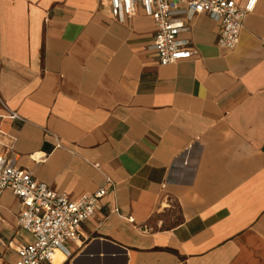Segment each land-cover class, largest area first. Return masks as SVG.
<instances>
[{"label":"crops","instance_id":"obj_1","mask_svg":"<svg viewBox=\"0 0 264 264\" xmlns=\"http://www.w3.org/2000/svg\"><path fill=\"white\" fill-rule=\"evenodd\" d=\"M188 25L196 54L160 65L139 5L117 21L107 0H0L5 155L72 198L105 190L42 264H264V0L233 49L208 15ZM19 210L3 190L0 264L32 240Z\"/></svg>","mask_w":264,"mask_h":264},{"label":"built area","instance_id":"obj_2","mask_svg":"<svg viewBox=\"0 0 264 264\" xmlns=\"http://www.w3.org/2000/svg\"><path fill=\"white\" fill-rule=\"evenodd\" d=\"M111 14L117 21L134 16L136 6L151 17L154 33L150 48L160 65L172 64L196 54L190 41L182 36L189 29L188 21L195 15L206 14L221 25L218 44L233 49L238 41L244 16L251 12L257 0H107ZM10 119L18 115L9 111ZM0 132V195L10 190L18 199L20 210L17 226L31 234L32 240L15 247L14 264H42L50 262L56 251L68 256L66 243L79 239L83 221L93 217L98 201L105 194L103 187L82 193L74 198L53 191L46 183L16 166L15 153L8 145L5 155ZM6 147V146H5ZM108 180V179H107Z\"/></svg>","mask_w":264,"mask_h":264},{"label":"rangeland","instance_id":"obj_3","mask_svg":"<svg viewBox=\"0 0 264 264\" xmlns=\"http://www.w3.org/2000/svg\"><path fill=\"white\" fill-rule=\"evenodd\" d=\"M8 233L9 232H7L5 230H2L1 231V236H7ZM15 236L17 238L22 237V235L19 232L16 233ZM2 257H3L4 260H9L10 261L11 259H13V253L10 250H6L5 253H4V255Z\"/></svg>","mask_w":264,"mask_h":264},{"label":"bare ground","instance_id":"obj_4","mask_svg":"<svg viewBox=\"0 0 264 264\" xmlns=\"http://www.w3.org/2000/svg\"><path fill=\"white\" fill-rule=\"evenodd\" d=\"M62 258H63V254L60 253L59 251H56L52 260H53L54 263H58L59 261L61 262Z\"/></svg>","mask_w":264,"mask_h":264}]
</instances>
